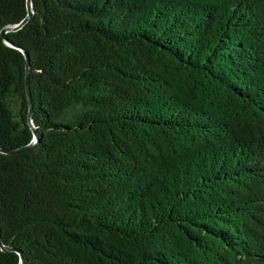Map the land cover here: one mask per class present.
<instances>
[{"label": "trees", "instance_id": "trees-1", "mask_svg": "<svg viewBox=\"0 0 264 264\" xmlns=\"http://www.w3.org/2000/svg\"><path fill=\"white\" fill-rule=\"evenodd\" d=\"M31 148L0 151L22 264H264V0H31ZM26 0H0V29ZM0 33V148L28 143ZM0 264H19L0 248Z\"/></svg>", "mask_w": 264, "mask_h": 264}, {"label": "water", "instance_id": "water-1", "mask_svg": "<svg viewBox=\"0 0 264 264\" xmlns=\"http://www.w3.org/2000/svg\"><path fill=\"white\" fill-rule=\"evenodd\" d=\"M31 14H32L31 0H26V13H25V15L18 22H15L12 24H7L0 29V33H1L4 41H6L7 43L14 45V46L18 47L19 49H21L22 52L24 53V56H25V92H26V97H27V101H28V105H29L28 113H27V122H28L29 127H30L31 132H32V138L28 143L21 145L19 147H15V148H9V149L0 148V151L6 152V153H17V152L26 150L28 148H31L37 140V132H36L34 125L32 124V120H31L32 103H31V97H30L29 88H28V71H29L28 54L22 47L12 43L6 36V31L15 30V29L19 28L20 26H22L24 24V22L30 17ZM0 248L2 250H15V251H17L19 254V264H22L21 251L3 244L2 240H1V236H0Z\"/></svg>", "mask_w": 264, "mask_h": 264}]
</instances>
